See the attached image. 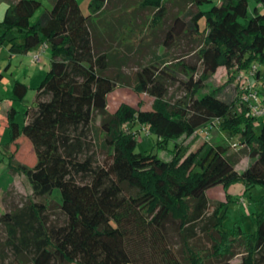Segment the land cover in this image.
Segmentation results:
<instances>
[{"label": "trees", "instance_id": "trees-1", "mask_svg": "<svg viewBox=\"0 0 264 264\" xmlns=\"http://www.w3.org/2000/svg\"><path fill=\"white\" fill-rule=\"evenodd\" d=\"M167 1H142L143 7L154 9L152 26L162 23ZM176 1L186 2L188 8L173 19L164 45L171 47L176 38L189 35L200 41L197 61L189 64L179 56L174 64L162 62L161 67L151 61L136 72L133 85L122 73L123 58L113 47L120 37L117 24L101 18L108 0H92L89 14L77 0H53L52 8L33 24L30 18L39 0L8 5L0 26L17 29L22 40L13 43L11 51L26 53L41 42L51 48L48 73L37 88L36 106L25 111V125L16 120L14 106L7 110L14 145L9 151L11 170L27 176L35 195H51L59 188L60 208L67 217L63 226L49 227L47 204L32 200L3 213L6 239H0V246L10 247L16 258L8 264H232L237 241L246 250L235 264H264V195L253 213L254 230L245 232L238 225L230 233L223 227V202L212 204L206 194L217 184L264 187V116L251 114L242 92L234 104L221 96V87L201 91L220 67L245 72L257 65L254 74L264 85V11L258 7L264 0H256L252 13L249 0ZM7 34L0 36V43ZM112 66L120 68L115 76L109 73ZM176 81L185 94L173 102L167 97ZM118 84L151 95L152 108L122 103L111 113L107 95ZM27 89L16 80L15 99L22 100ZM135 121L157 134L160 147L217 125L229 137L239 134L242 152L248 149L253 161L238 170L239 157L229 153L228 145L206 141L191 151L176 143L168 160L136 152V133L124 129ZM90 134L93 140H88ZM22 135L32 143L33 166L15 159ZM93 147L105 154L101 164ZM201 236L209 247H199ZM2 252L0 248L4 259ZM24 252L32 254L29 261L20 258Z\"/></svg>", "mask_w": 264, "mask_h": 264}, {"label": "rangeland", "instance_id": "rangeland-1", "mask_svg": "<svg viewBox=\"0 0 264 264\" xmlns=\"http://www.w3.org/2000/svg\"><path fill=\"white\" fill-rule=\"evenodd\" d=\"M15 0H0V11L5 17L8 5ZM40 7L33 13L30 18V23H35L41 15L50 10L53 6V0H39ZM84 14L90 13V3L92 0H77ZM143 0H108L104 6V12L101 14L102 19L107 21L113 20L117 24V30L120 34L113 42V47L116 50L117 56L123 58L121 71L130 79V85H133L134 77L144 65L156 61L158 66H162L164 62L174 64L175 58L184 56V60L189 64L197 61L195 50L199 47L200 41L193 40L189 35L176 38L171 47L166 48L164 45L165 34L173 19L177 14H182L188 8L184 1L170 0L166 2L167 13L162 23L159 26H152L151 20L154 15V9L151 7H143ZM256 0H249V11L252 13L256 7ZM258 6V4H257ZM210 4L202 6V9H208ZM259 11H264V6H258ZM3 21V20H2ZM205 17L200 20V28H205ZM8 32L4 42L0 43V217L3 213L19 209L27 204L29 200L34 202H44L47 204L45 215L49 227L63 226L67 217L60 208L62 203V195L59 188L54 189L51 195L38 196L33 193V188L27 176L21 172H13L11 170V158L9 151H14V145L10 143V130L8 127L7 110L14 106L17 110L16 120L21 126L27 122L25 111L36 106L37 88L45 79L50 62L51 48L45 42H41L28 52L11 51L13 43H21V33L17 29L8 31L5 27L0 26V36ZM123 34V35H122ZM189 54V55H188ZM39 55V59L35 60V56ZM161 56L162 58H157ZM163 59V61H162ZM163 62V63H162ZM172 64V65H173ZM120 68L112 66L110 74L116 75ZM199 68L196 78L201 72ZM263 66H261V70ZM231 69L220 67L217 72L210 77L207 86L201 89L202 92L213 90L218 87L223 88L221 96L229 98L234 104H237L238 98L242 93L246 92L248 87H254L260 90L258 92L260 98H263L264 85L260 84L255 74L248 73L249 70ZM181 79H185L183 73H178ZM16 80L25 83L28 86L26 95L22 100L15 99L13 95V86ZM126 84L116 85L107 95L108 109L111 113L115 112L122 103H128L136 108L142 107L143 110H148L153 104V97L148 93H140L133 86ZM247 86V87H246ZM258 90V91H259ZM185 94L183 85L179 82H172L169 87L168 99L173 102L180 99ZM44 98H47L45 96ZM231 99V100H230ZM243 109V108H242ZM34 109H32L33 111ZM241 110V108H239ZM264 118V117H263ZM261 118V119H263ZM260 119V120H261ZM96 125L100 124V116H96ZM256 127L259 129L261 123L256 121ZM127 132L136 133L137 145L136 152L153 153L158 158L171 159L172 150L175 144L188 146L189 150H195L203 142L210 144L222 143L229 146V153L239 157L236 168L244 169L253 159L248 155L247 151H243L244 146L240 144V135L229 137L226 133L219 130L217 125H206L197 130L194 135L186 138L182 137L178 140H169L162 147L159 146V137L156 133L149 129V126L142 125L139 122H129L124 127ZM88 140H93L91 134ZM19 150L15 155V159L22 164L33 166L36 162V156L32 147L31 141L24 135L19 139ZM93 141H91V144ZM236 144V146H234ZM246 150V149H245ZM95 152L97 164H101L105 159L104 152L95 147L92 148ZM209 202L212 204L223 202V212L225 218L223 227L226 231L233 233L238 225L245 232L254 230L253 213L259 209V202L264 195V187L260 185L252 186L246 189L243 183L233 184L229 187H224L222 184H217L209 187L206 190ZM212 211V207L208 213ZM198 240L199 247H209L210 243L203 239ZM0 239H6V230L0 222ZM235 255L231 259V263L235 264L241 261L245 255V244L235 242ZM1 254H5V258H0V264H8L16 261L14 252L10 247L1 245ZM30 252H24L20 258L25 260L31 259ZM77 264V263H72ZM131 264V263H128Z\"/></svg>", "mask_w": 264, "mask_h": 264}, {"label": "built area", "instance_id": "built-area-1", "mask_svg": "<svg viewBox=\"0 0 264 264\" xmlns=\"http://www.w3.org/2000/svg\"><path fill=\"white\" fill-rule=\"evenodd\" d=\"M47 43L44 44L43 51L45 50ZM35 60L39 59V55L34 57ZM257 69V65H253L248 73L254 74ZM247 87V86H246ZM243 102L248 104L251 109V114L253 116L261 117L264 116V101L260 98L258 91L253 87H248L247 93H243Z\"/></svg>", "mask_w": 264, "mask_h": 264}, {"label": "clouds", "instance_id": "clouds-1", "mask_svg": "<svg viewBox=\"0 0 264 264\" xmlns=\"http://www.w3.org/2000/svg\"><path fill=\"white\" fill-rule=\"evenodd\" d=\"M2 20H3V12L0 11V22H2Z\"/></svg>", "mask_w": 264, "mask_h": 264}, {"label": "crops", "instance_id": "crops-1", "mask_svg": "<svg viewBox=\"0 0 264 264\" xmlns=\"http://www.w3.org/2000/svg\"><path fill=\"white\" fill-rule=\"evenodd\" d=\"M15 1H17V0H15ZM15 1H13V2H15ZM13 2H11V3H13ZM261 6V5H260ZM157 58H159V59H161V56H158ZM219 70V69H218ZM142 108V107H141ZM152 108V106L151 107H149V109H151ZM8 125V124H7ZM191 151V150H190ZM238 184H241V183H238Z\"/></svg>", "mask_w": 264, "mask_h": 264}]
</instances>
